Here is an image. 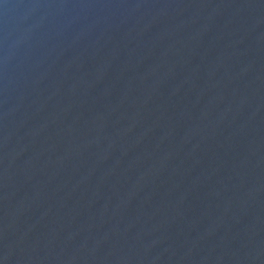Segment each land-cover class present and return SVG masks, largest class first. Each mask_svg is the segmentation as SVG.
I'll return each mask as SVG.
<instances>
[{
  "label": "water",
  "instance_id": "1",
  "mask_svg": "<svg viewBox=\"0 0 264 264\" xmlns=\"http://www.w3.org/2000/svg\"><path fill=\"white\" fill-rule=\"evenodd\" d=\"M0 264H264V0H0Z\"/></svg>",
  "mask_w": 264,
  "mask_h": 264
}]
</instances>
